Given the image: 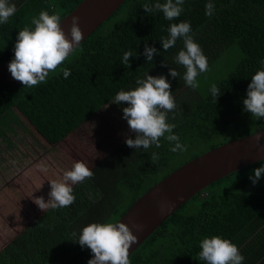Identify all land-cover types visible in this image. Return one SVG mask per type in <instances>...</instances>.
<instances>
[{"label":"trees","instance_id":"obj_1","mask_svg":"<svg viewBox=\"0 0 264 264\" xmlns=\"http://www.w3.org/2000/svg\"><path fill=\"white\" fill-rule=\"evenodd\" d=\"M81 1H25L7 23L0 24V64L14 58L19 30L34 27L31 20L40 11H59L62 20ZM164 2L124 0L55 73H49L46 83L31 88L0 85V119L15 114L53 148L106 105L114 104L119 111L127 107L124 102L113 103L120 90L134 89L137 79H144L146 74L164 75L177 104V109L168 113V122L176 124L172 134L179 136L187 151L171 152L174 144L163 137L159 148H129L125 139H135L129 130L92 166V179L72 186L75 202L35 216L0 250V264H84L91 254L77 242L84 226L115 223L141 194L182 164L264 129V124L250 127L260 120L251 117L243 106L251 76L264 60V0H211L215 5L212 16L205 15L209 0H184V11L172 21L158 10L146 13L143 9L146 3ZM112 17L118 19L108 26ZM181 21L190 22L191 35L207 57L208 66L232 45L242 54L234 70L217 84L220 95L216 103L210 91L201 97L185 85L182 77L186 69L175 61L183 40L178 39L167 51L162 49L160 40L168 37L169 25ZM145 43L159 53L151 62L142 55ZM129 50L136 56L129 58L127 67L122 57ZM63 68L71 71L67 79ZM170 68L180 75L172 78ZM153 153L160 157L157 162L151 161ZM262 165L264 160L248 165L189 198L130 254L131 264H205L198 258L201 239L214 235L230 239L263 206L264 175L254 186L249 179Z\"/></svg>","mask_w":264,"mask_h":264},{"label":"clouds","instance_id":"obj_2","mask_svg":"<svg viewBox=\"0 0 264 264\" xmlns=\"http://www.w3.org/2000/svg\"><path fill=\"white\" fill-rule=\"evenodd\" d=\"M183 4L184 0H165L164 3H155L151 6L146 3L143 9L146 13L158 10L163 13L166 20L172 21L184 11ZM214 9L215 5L209 0L205 4V15L212 16ZM15 12V3L11 0H0V24L7 23ZM31 25L34 27L25 26L19 30L13 48L14 58L8 64L11 77L23 87L29 88L46 83L49 73H55L83 39L80 17L77 15L71 17L67 35L61 28L59 11L49 14L48 11L42 10L38 17H33ZM167 31L168 37H162L160 40L162 49L167 51L175 46L178 39L183 40V49L177 53L175 61L186 69L182 77L185 85L196 89L199 87L196 78L208 70V60L191 35V24L186 21L173 23L169 25ZM158 54L155 47H149L145 43L142 55L147 61L151 62L154 55ZM135 56L134 51L124 52L122 63L130 67L129 58ZM260 64V70L251 76V82L246 90L247 98L243 100L244 110L257 120L264 119V60H261ZM61 71L65 79L71 75L69 69L63 68ZM168 74L172 78L180 75L172 68ZM136 85L132 90H120L113 102L115 104L124 102L128 105L122 109V118L126 120L129 130L135 134V139L126 138L125 144L134 149L146 150L152 145L159 148L160 139L163 137L174 144L170 148L171 152L187 151V146L179 142V136L172 134L176 124L168 122V113L174 112L177 104L166 77L146 74L144 79H137ZM210 92L216 103L220 89L216 84H212ZM262 133L264 131H258L254 136L259 152H264V145L260 144ZM159 158L157 153H153L151 161L157 162ZM37 167L40 171H47V165L44 163ZM262 175L264 165L254 169V175L249 177L253 186ZM93 176V171L84 162L76 161L70 170L64 171L62 178L49 182L51 190L47 202L42 196L35 198L33 202L41 211L70 206L75 202L72 186L92 179ZM143 227L136 223H132L131 229L122 222L90 223L81 229L77 242L81 248L86 246L90 249L93 255L87 264H131L129 250L137 243V236L133 234L132 229L139 233L143 231ZM72 235L75 237L77 233L73 232ZM199 248L198 258L205 264H243L245 259L234 243L219 235L202 238Z\"/></svg>","mask_w":264,"mask_h":264},{"label":"rangeland","instance_id":"obj_3","mask_svg":"<svg viewBox=\"0 0 264 264\" xmlns=\"http://www.w3.org/2000/svg\"><path fill=\"white\" fill-rule=\"evenodd\" d=\"M116 19L118 17H112L106 24L110 26ZM241 59L242 54L238 47L230 46L209 64L206 72L197 76L199 87L195 89L196 92L201 97L206 96L211 85H217L234 70ZM122 116V111L117 110L116 105L109 104L53 148L43 144L37 134L15 114L8 113L0 119V158L9 161L8 164L11 162L8 168L12 174L17 172L15 167L18 169V166H26L28 173L43 181V186L29 188L30 193H19L21 198H18L19 194H11L9 208L0 207V216L3 214L2 221L5 222L0 225V231L9 234L7 236L2 233L5 239L0 240L1 244L9 242L42 212L33 201L42 196L47 202L51 190L50 181L62 178L64 171L70 170L76 161L84 162L91 169L108 149L128 134L129 128ZM259 120L257 123L252 122L250 127L256 129L264 124V119ZM41 163L47 165L46 172L38 169L37 165Z\"/></svg>","mask_w":264,"mask_h":264},{"label":"water","instance_id":"obj_4","mask_svg":"<svg viewBox=\"0 0 264 264\" xmlns=\"http://www.w3.org/2000/svg\"><path fill=\"white\" fill-rule=\"evenodd\" d=\"M123 1L82 0L61 20V28L67 35L71 17L77 15L80 17V28L85 39L117 10ZM8 64L9 62L0 64V85H20V82L11 77ZM257 132L228 141L192 158L141 194L115 222L125 223L130 229L132 223L144 226L143 231L139 233L132 229L133 234L137 236V243L132 245L129 255L157 229L163 220L197 192L248 165L264 160V152L258 151L254 138ZM261 136L260 144L264 145V133ZM92 258L91 253L84 264Z\"/></svg>","mask_w":264,"mask_h":264},{"label":"crops","instance_id":"obj_5","mask_svg":"<svg viewBox=\"0 0 264 264\" xmlns=\"http://www.w3.org/2000/svg\"><path fill=\"white\" fill-rule=\"evenodd\" d=\"M25 1L27 0H11L16 5V11ZM40 141L44 144L41 139ZM19 161L20 159L17 162L19 163ZM8 162L0 158V207L4 206L5 208L10 207L11 194L21 193L22 195V193H30L31 191L28 189L31 187L43 186V181L40 178L26 171V166L21 168L18 166V169L15 167L17 172L12 174L8 168L11 162L9 164ZM21 195H17L18 198H21ZM2 219L3 214L0 216V225L5 224ZM2 233L9 235L0 231V240L3 238ZM229 240L239 248L240 253L244 256L243 264H264V204L255 216ZM7 243L1 244L0 242V250Z\"/></svg>","mask_w":264,"mask_h":264}]
</instances>
